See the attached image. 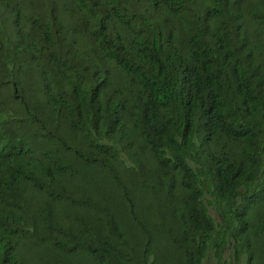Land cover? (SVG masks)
Masks as SVG:
<instances>
[{
	"label": "trees",
	"instance_id": "obj_1",
	"mask_svg": "<svg viewBox=\"0 0 264 264\" xmlns=\"http://www.w3.org/2000/svg\"><path fill=\"white\" fill-rule=\"evenodd\" d=\"M0 264H264V0H0Z\"/></svg>",
	"mask_w": 264,
	"mask_h": 264
}]
</instances>
